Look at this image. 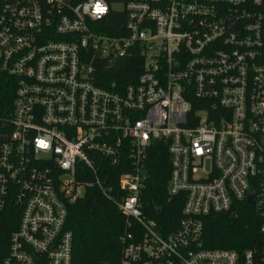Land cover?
Instances as JSON below:
<instances>
[{
	"label": "built area",
	"instance_id": "obj_1",
	"mask_svg": "<svg viewBox=\"0 0 264 264\" xmlns=\"http://www.w3.org/2000/svg\"><path fill=\"white\" fill-rule=\"evenodd\" d=\"M0 87V220L19 219L0 264H72L69 208L94 191L126 219L120 264H257L206 248L242 205L264 261V0H0ZM163 153L170 233L143 200Z\"/></svg>",
	"mask_w": 264,
	"mask_h": 264
},
{
	"label": "trees",
	"instance_id": "obj_2",
	"mask_svg": "<svg viewBox=\"0 0 264 264\" xmlns=\"http://www.w3.org/2000/svg\"><path fill=\"white\" fill-rule=\"evenodd\" d=\"M135 72V68L109 77L122 79ZM135 76V75H132ZM7 92L0 87V110L6 107ZM143 200L148 204L147 215L157 221L163 233L175 230L182 217L183 197L170 199L168 188L171 166L167 153L151 158ZM123 170H116L120 174ZM163 215L160 216L159 212ZM68 229L74 237L72 264H120L126 233V219L118 207L103 199L97 192H89L69 208ZM19 219L10 213L0 220V261L9 250L12 232ZM259 221L249 208L242 205L239 216L232 214L211 216L205 220V244L208 249L233 250L246 254L251 251L257 264H264L262 236Z\"/></svg>",
	"mask_w": 264,
	"mask_h": 264
},
{
	"label": "water",
	"instance_id": "obj_3",
	"mask_svg": "<svg viewBox=\"0 0 264 264\" xmlns=\"http://www.w3.org/2000/svg\"><path fill=\"white\" fill-rule=\"evenodd\" d=\"M253 202H254V196L249 197V199H248V203H249V204H253ZM162 214H163V212L160 211V212H159V215L162 216Z\"/></svg>",
	"mask_w": 264,
	"mask_h": 264
}]
</instances>
